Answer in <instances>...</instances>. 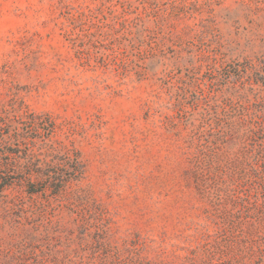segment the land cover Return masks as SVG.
I'll return each mask as SVG.
<instances>
[{
    "label": "rangeland",
    "instance_id": "1",
    "mask_svg": "<svg viewBox=\"0 0 264 264\" xmlns=\"http://www.w3.org/2000/svg\"><path fill=\"white\" fill-rule=\"evenodd\" d=\"M0 264H264V0H0Z\"/></svg>",
    "mask_w": 264,
    "mask_h": 264
}]
</instances>
